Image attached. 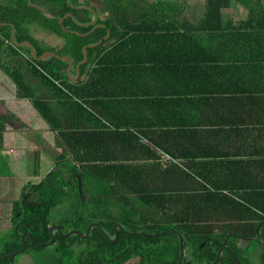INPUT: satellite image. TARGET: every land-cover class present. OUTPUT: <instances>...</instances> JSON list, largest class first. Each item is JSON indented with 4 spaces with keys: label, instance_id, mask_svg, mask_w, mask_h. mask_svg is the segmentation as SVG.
<instances>
[{
    "label": "crops",
    "instance_id": "crops-1",
    "mask_svg": "<svg viewBox=\"0 0 264 264\" xmlns=\"http://www.w3.org/2000/svg\"><path fill=\"white\" fill-rule=\"evenodd\" d=\"M96 2L93 0L99 6ZM232 2L235 10L230 8ZM232 2L223 10L224 19H246L247 10ZM227 10L231 12L225 16ZM154 25L142 21L121 27L120 42L88 70L81 84L69 82L56 72L54 80L49 81L40 73L46 64L28 57L11 42L2 49L0 72L18 90L11 99L29 101L31 110L44 120L46 131L64 145L80 173L97 176L104 186L105 195L95 184H89L91 195L86 207L96 213L91 217L150 224L139 217L138 208L165 212L187 201L196 209L190 206L184 211L195 213L201 223V229L195 231H226L262 241L263 214L226 192L213 191L181 163L264 158L260 155L264 153L260 149V144L264 145V78L251 72L228 82L221 78L217 81L221 89L218 94L202 95L205 34H197L195 40L174 25ZM190 44L194 52L189 50ZM228 65L234 66L235 61ZM10 107L0 111L2 136L10 130H30L25 116ZM57 110L59 117L54 119L51 112ZM2 148L1 156L6 155ZM28 149L38 151L35 147ZM156 150L172 163L166 167L156 163ZM7 153L13 155L12 150ZM130 216L137 217L138 222ZM159 224L174 223L159 220Z\"/></svg>",
    "mask_w": 264,
    "mask_h": 264
},
{
    "label": "trees",
    "instance_id": "trees-1",
    "mask_svg": "<svg viewBox=\"0 0 264 264\" xmlns=\"http://www.w3.org/2000/svg\"><path fill=\"white\" fill-rule=\"evenodd\" d=\"M35 1L38 6H44L48 1L62 7L59 12L49 11L50 17L45 18L46 21L39 23L37 18L32 19L48 29L53 39H57L56 43L39 41L44 45L41 46L37 43L38 40L31 38L26 27L29 22L24 20L31 19L28 1H23V4L22 0H15L16 6L27 8L17 13L7 2L5 7L0 6V22L4 23L0 26V63L2 49L10 43L11 26L15 27V41H29L36 56L53 52L59 56L70 57L72 72L84 59L82 48L102 40L95 47H87L85 50L87 61L79 67V78L75 82L81 84L82 77L88 70L107 50L120 42L121 27L149 21L158 27L174 25L187 35L205 34L206 61L201 68L202 95L218 94L221 89L217 81L221 78L228 82L238 76L243 78L247 72H251L254 77L264 78V8L261 0H204L203 14L196 25L187 22V17L180 14L181 8L175 10L171 3L156 0L151 4L148 0H98L99 6H95L93 0H69L68 3L66 0ZM232 1L247 10L246 19L238 22L224 19L223 10L228 9ZM85 6L97 14L95 24H89L93 15ZM67 13H71L72 17H66L60 24L59 20ZM96 25L101 26L95 27ZM107 31L109 37L104 40ZM84 34L88 35L83 36ZM196 37L189 38L196 40ZM65 39L69 46L63 43L66 47H61L56 52L57 46ZM216 47L219 51H216ZM20 49L31 57L28 47L23 46ZM217 58L225 60L214 61ZM234 61V66L228 65ZM44 64L67 80L66 61L48 57ZM3 131L1 126L0 149L3 145ZM54 141L56 148L62 149L61 154L54 158V167L39 181L28 183L24 192L12 204L10 226L2 228L0 264L8 262L2 258L3 255L12 254L21 248V235L25 232L31 234L36 244L49 242L51 211L65 203L69 207V216L57 224L63 233L73 229L84 233L88 224L96 222L110 238H114L113 224L117 222L128 232L155 236H128L118 232L117 241L113 243L95 227L91 228L85 239L76 235L62 238L54 231V242L51 246L37 247L31 245L26 238L27 248L14 257L13 264H27L21 260L24 255L29 260L28 264H177L179 236L185 255L180 264H210L217 251L223 247L231 250L238 261L248 264V258L245 257L251 255L252 248L242 242L250 240L244 238L245 236L241 238L237 233H191L179 230V225L174 224H136L89 216L86 204L91 195V185L95 184L102 194L104 186L95 177L90 178L80 173L78 165L68 158L69 154L64 145L57 137ZM181 164L213 191L226 192L264 215V158L202 159L184 161ZM77 177H80L81 182L80 193ZM89 181L91 185L87 184ZM228 250L222 251L218 264H236ZM261 264H264V250L261 251Z\"/></svg>",
    "mask_w": 264,
    "mask_h": 264
},
{
    "label": "rangeland",
    "instance_id": "rangeland-1",
    "mask_svg": "<svg viewBox=\"0 0 264 264\" xmlns=\"http://www.w3.org/2000/svg\"><path fill=\"white\" fill-rule=\"evenodd\" d=\"M23 1H26V0H22V2ZM94 1L96 2V0ZM148 1L151 4V0H148ZM154 1L155 0H153V2ZM156 1H161L162 3H169V4L171 3L175 7V10H178L181 8L182 10L180 14L187 17L188 19L187 22L191 25H196L203 14L204 0H197L198 3L196 2V0H184V1L182 0H156ZM7 2H9V5H11L15 13L27 9V8H23L20 6L19 7L16 6L15 0H0V6L5 7ZM187 4H188V7H187ZM27 7L29 8V11L31 12V14L29 15L31 19L26 18L24 20L29 22L28 25H26V27H27V32L30 34L31 38L38 40L37 43L41 46L43 44L39 41L56 43L57 39L54 38L55 39L54 40L49 30L40 26L39 23L42 21H46L44 19L46 16H48L49 11L52 10V11L59 12L60 8L62 7L59 4H55L52 2L49 3L48 1L45 2L44 6H42L41 9L37 7L36 5H30V4H28ZM230 8L235 10L234 2H232V5ZM228 12H231V11H228V10L225 11V16L228 14ZM91 14L93 15V18L95 16L97 17V14L94 13L93 11H91ZM34 18H37L39 20V23L33 21L32 19ZM185 35L187 37H194L197 34L196 35L185 34ZM61 42L62 43L57 46L55 50L56 52H58V49H60L61 47H66L63 43H66V45L69 46L67 44L68 43L67 39ZM191 47L192 45L190 44L189 50L191 52H194V50H192ZM46 59H48V57ZM46 59H44L41 62L45 63ZM45 66L46 65H44L43 67L45 70L43 69V71L41 70L40 72L41 75H43V77H46L49 81L54 80L53 77H56L57 74L53 72L48 66L46 67ZM65 74L67 76V73ZM70 74L72 78L76 77L77 75L76 67L73 72L71 68ZM66 78L69 82L71 81L76 82V81H73L72 79L70 80V78L68 77ZM0 82H1L0 83V97L5 96V98H3L4 104L0 105V111L2 107H10L12 105L11 107L14 111L17 110V112H20L25 116V118L23 117L26 120L25 123L30 128V130L29 129L10 130V131H7L3 136L4 141H3L2 151L6 155H2V156L0 155V176L2 178V180H0V240H1L2 232H3L2 228L4 226H10V223H9L10 221L8 218L10 216V211L12 208L11 204L14 203V200L17 201L18 196L21 194L23 190H25V187L28 185V183L31 184V183H35L39 181L42 177L46 175V173L49 170H51L54 167V158L58 156V154L60 153L62 149L59 147L56 148V144L54 142V136L50 132L46 131L47 130L46 123L44 122V120L42 121V119L40 118V115L36 113L35 111L31 110L32 107H30L29 101L19 100L15 102L14 99H11L13 98V96L18 94L17 93L18 90L14 86L12 80L9 79L4 73L0 72ZM50 85L52 86V82L49 83V86ZM44 93L46 94V91H44ZM60 99H62V97H60ZM63 101H66V100L63 99ZM62 103L63 102H61V104ZM58 112H59L58 110L57 112L56 111L51 112V115L52 117H54V119L59 117L57 116ZM60 113L61 115L65 114L64 112H60ZM52 117L50 118V120L52 119ZM54 119L51 120L53 123H54ZM33 147H35L38 151L34 153L30 149H28V148H33ZM262 147H264V145L260 144V149H264ZM11 150L13 151V155H11L10 153L9 154L7 153V151H11ZM260 155H263L264 157V153H261ZM36 157H38V159ZM68 158L72 159L70 156ZM34 171L37 173V175H34L35 174ZM95 177H96V180H98L97 179L98 177L97 176ZM93 181H95V179ZM87 184H91V181L87 182ZM177 185L179 184L177 183ZM9 202H11V204H9ZM200 202L201 201L197 203L199 207H200ZM190 206L196 209L195 205L192 202L187 203V201H185L183 204L179 202V204L173 206L172 208H169V210H165V212H162V210H153L151 208H143V209L138 208L136 212L138 213L140 218H142L143 220L149 221L150 224H159V220H162V221L164 220L167 222L169 221V222L174 223L175 225H179V228H180L179 230L183 232L190 231L192 233L196 229L198 230L201 229L200 228L201 223L198 222L199 218H197V215L195 213L192 214L191 212L189 213L187 211H184L186 207L187 208L189 207L190 209ZM68 213H69V207H68V204L66 203L59 205L56 209H53L51 211L50 218H49L52 223L51 226L57 225L59 222L65 221L69 216ZM87 214L89 216L96 215V213H93V212L90 213L88 210H87ZM172 216H175V217H172ZM130 218L132 219V221L138 222L137 217L134 218L130 216ZM214 220H217V219L215 218ZM214 220H211V222H213ZM230 230L233 232H236L235 230L239 231L240 229H230ZM247 239L250 241H246L242 243L249 244L252 248L251 255H249L248 257H245V258H248V264H261V251L264 250V237H261L259 235V239L262 240L259 242L252 237L251 238L248 237ZM24 257L25 255L22 257L21 260L24 263L28 264L29 260H26Z\"/></svg>",
    "mask_w": 264,
    "mask_h": 264
},
{
    "label": "water",
    "instance_id": "water-1",
    "mask_svg": "<svg viewBox=\"0 0 264 264\" xmlns=\"http://www.w3.org/2000/svg\"><path fill=\"white\" fill-rule=\"evenodd\" d=\"M66 2L68 3L69 0H66ZM153 2V0H151V3ZM261 3L263 5V8H264V0H261ZM85 8L91 10L90 7H87L85 6ZM66 17H72V14L71 13H67L65 14L60 20H59V23L61 24L62 21L66 18ZM73 20L76 21V19L73 17ZM97 21V17L95 16L93 18V20L89 23V24H95ZM3 23H1L0 25H2ZM81 25V24H80ZM101 25H96L95 27H99ZM77 35H82L80 33H76ZM88 34H84L83 36H86ZM109 37V31H107V36L104 38V40H107ZM10 42L15 45L16 47L20 48V47H23V46H26L29 48V51H30V54H31V57L34 59V60H37V61H43L44 59H46L47 57H54L58 60H62V61H66L68 63V66H67V69H66V73H67V77L70 78V80L72 79L73 81H77L78 78H79V67L81 65H83L84 63H86L87 61V55H86V48L87 47H95L96 45L100 44L102 42V40H99L97 44H94V45H89V46H84L82 48V54L84 56V59L83 61H81L77 66H76V72H77V75L76 77L72 78L71 74H70V70H71V67H72V60L70 57H67V56H58L56 55L55 53L53 52H45L43 53L41 56H36L35 55V52H34V48L32 46V44L29 42V41H23V42H20V43H17L15 41V36H14V26L11 27V36H10ZM78 180V190H79V193L81 192V183H80V178L78 177L77 178ZM18 216V214H17ZM97 228L102 234L103 236L110 242H116L117 241V236H118V232H122L124 233L125 235H128V236H131V235H142V236H146V237H154L155 235L154 234H147V233H133V232H128L126 231L119 223H114L113 224V231H114V238H110L106 232H104L102 230V228L99 226L98 223L96 222H91L90 224H88V226L86 227L84 233H82L81 231L79 230H69L65 233H63L61 231V229L57 226V225H54V226H50L49 227V235H50V241L49 242H43V243H39V244H36L32 237H31V234L28 233V232H25L21 235V248L12 253V254H7V255H3L2 258L3 259H7L8 262L7 264H13V260H14V257L23 253L26 248H27V242H26V238L29 239V243L31 245H35L37 247H45V246H51L53 245V242H54V235H53V232L54 231H57L58 235L62 238H68L70 236H73V235H76V236H79L80 238H87L88 237V234H89V231L91 230V228ZM224 250H228L227 248L223 247V248H220L216 255H215V259L212 263L210 264H218L219 262V259H220V255L222 253V251ZM229 252V255L231 256L232 260L236 263V264H242L238 261V259L234 256L233 252L231 250H228ZM184 257V248H183V242H182V239L181 237L179 236V258L177 260V264H180L182 258Z\"/></svg>",
    "mask_w": 264,
    "mask_h": 264
},
{
    "label": "built area",
    "instance_id": "built-area-1",
    "mask_svg": "<svg viewBox=\"0 0 264 264\" xmlns=\"http://www.w3.org/2000/svg\"><path fill=\"white\" fill-rule=\"evenodd\" d=\"M155 162L158 163L161 167H166V165L172 163L169 157L166 156L161 150H156Z\"/></svg>",
    "mask_w": 264,
    "mask_h": 264
}]
</instances>
